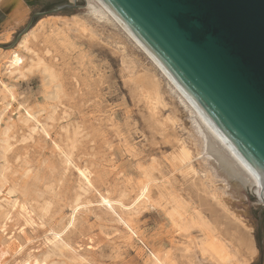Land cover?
Here are the masks:
<instances>
[{
  "label": "rangeland",
  "instance_id": "obj_1",
  "mask_svg": "<svg viewBox=\"0 0 264 264\" xmlns=\"http://www.w3.org/2000/svg\"><path fill=\"white\" fill-rule=\"evenodd\" d=\"M10 2L0 8V264H264V204L198 157L188 111L138 44L82 0L54 12L74 1ZM21 7L25 22L7 28ZM183 140L194 168L171 163ZM245 231L255 255L239 243Z\"/></svg>",
  "mask_w": 264,
  "mask_h": 264
},
{
  "label": "water",
  "instance_id": "obj_2",
  "mask_svg": "<svg viewBox=\"0 0 264 264\" xmlns=\"http://www.w3.org/2000/svg\"><path fill=\"white\" fill-rule=\"evenodd\" d=\"M102 1L264 183V0Z\"/></svg>",
  "mask_w": 264,
  "mask_h": 264
},
{
  "label": "bare ground",
  "instance_id": "obj_3",
  "mask_svg": "<svg viewBox=\"0 0 264 264\" xmlns=\"http://www.w3.org/2000/svg\"><path fill=\"white\" fill-rule=\"evenodd\" d=\"M10 1L11 0H0V8ZM84 1H85L84 8L87 11H89L91 14L97 16L99 19H106L108 21H112L114 24H116V26H119L129 37H131V39H133L134 42H136L138 44V46L149 56V58L152 60V63L155 65V67H157L160 70V72L163 74V76L167 79V83H168L171 91L177 95L181 104L188 111V114L185 115L186 116L185 120H191L194 130L198 134L197 136L200 137V140H201L200 142L202 143V145H199V144L198 145L201 146V152L198 153L195 151L196 153H198V157L200 155H204L205 157H207V159H209L211 161V163L215 165V167L217 168V171L220 172L224 177H226V179L229 180L230 183L231 182L233 183V184L231 183L235 187V188L234 187L233 188L236 189L238 192H240L242 189H245V190L249 189L252 192L250 194H254L257 197L258 201H260L261 203L264 204V183L255 175V173L250 168V166L233 149V147L229 144V142L225 139V137L221 134V132L201 112V110L194 104V102L190 99V97L180 88V86L177 84V82L174 80V78L162 66V64L155 58V56L124 25V23L108 8V6L102 0H84ZM26 18H27V9H24L23 7L18 8L16 13H15V16L7 22V24H6L7 28L12 29V30L15 29L17 26L23 24L25 22ZM150 75H152V74H150ZM150 75L147 72L144 75L145 80L150 87V94L154 95L153 98L156 101V103H159V104L163 103L164 98L162 97V91L160 88L161 82L156 81L157 77H155L156 78L155 79L153 76H150ZM151 109H152V107H151ZM170 120L174 121V122L176 121V119L174 117H170L169 121ZM177 142H178V140H177ZM178 144H179V142H178ZM193 152L194 151L190 147H188V144H186V142H185L182 146H180L177 149V151L175 150L174 154H172L171 163H173L175 166L176 165L177 166H188V167L194 168L195 164L193 162L195 159V154H194L195 152L194 153ZM196 157H197V155H196ZM202 158H204V157H202ZM207 159H205V160H207ZM195 169H197V168H195ZM195 169H193V170H195ZM189 170H190V168H189ZM196 172H194V173H196ZM198 190H201V189H198ZM203 193L205 194L206 192H203ZM207 193H209V191ZM238 194H241L245 197V194H242L241 192ZM142 195H140V196H142ZM206 196H208V195L206 194ZM209 196H212V195L210 194ZM217 198H218V196H217ZM206 199H208V198H206ZM218 199H220V198H218ZM217 201H219V200H217ZM207 210H208V208H207ZM239 234H240V232H239ZM239 234H238L239 243L242 246H244L249 252H251L252 255H255L257 250H256V247L254 246L250 232L245 231L242 235L240 234V236H239Z\"/></svg>",
  "mask_w": 264,
  "mask_h": 264
}]
</instances>
